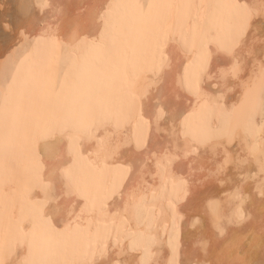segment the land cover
<instances>
[{
    "label": "bare ground",
    "instance_id": "bare-ground-1",
    "mask_svg": "<svg viewBox=\"0 0 264 264\" xmlns=\"http://www.w3.org/2000/svg\"><path fill=\"white\" fill-rule=\"evenodd\" d=\"M16 7L0 264H264V0Z\"/></svg>",
    "mask_w": 264,
    "mask_h": 264
},
{
    "label": "rangeland",
    "instance_id": "rangeland-1",
    "mask_svg": "<svg viewBox=\"0 0 264 264\" xmlns=\"http://www.w3.org/2000/svg\"><path fill=\"white\" fill-rule=\"evenodd\" d=\"M6 2H9V6H6L5 8H2L0 7V14L2 13L3 15L5 14V17L6 19H8L10 21V23H14L16 21V19L18 18L17 16L19 15V13L21 12L20 9H17L16 7V1L17 0H5ZM27 4V3H26ZM25 4V5H26ZM29 5V6H28ZM31 4H27L25 7H29V9L31 8L30 7ZM16 7V8H14ZM14 9H16L15 11H13ZM19 13H18V12ZM15 13H18V14H15ZM8 14V15H6ZM8 16V17H6ZM3 17L0 15V18ZM10 33H8V31H5L3 29V26L1 24V21H0V42L3 43L2 41H4L5 39H7L6 37H8V35ZM261 91L260 92V96H259V105H257V109H256V112L253 116V118L250 119L249 121V125H255V127L253 128H257V127H260V125L262 124V122L264 121V86L261 88ZM263 98V100H262ZM259 109V110H258Z\"/></svg>",
    "mask_w": 264,
    "mask_h": 264
}]
</instances>
